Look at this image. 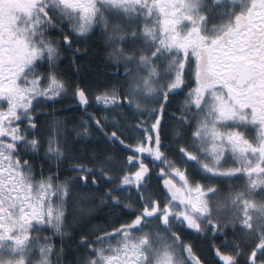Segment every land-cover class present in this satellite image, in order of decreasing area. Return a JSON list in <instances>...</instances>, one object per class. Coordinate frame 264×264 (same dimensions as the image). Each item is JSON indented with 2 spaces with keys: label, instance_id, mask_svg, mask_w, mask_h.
Here are the masks:
<instances>
[{
  "label": "snow or ice",
  "instance_id": "obj_1",
  "mask_svg": "<svg viewBox=\"0 0 264 264\" xmlns=\"http://www.w3.org/2000/svg\"><path fill=\"white\" fill-rule=\"evenodd\" d=\"M0 264H264V0H0Z\"/></svg>",
  "mask_w": 264,
  "mask_h": 264
},
{
  "label": "trees",
  "instance_id": "obj_2",
  "mask_svg": "<svg viewBox=\"0 0 264 264\" xmlns=\"http://www.w3.org/2000/svg\"><path fill=\"white\" fill-rule=\"evenodd\" d=\"M64 70L71 76L72 70H71V68L68 65H65L64 66ZM104 217H107L109 220H112L113 219L111 212H108V211H106V212H104L102 214L101 222H103V218Z\"/></svg>",
  "mask_w": 264,
  "mask_h": 264
}]
</instances>
